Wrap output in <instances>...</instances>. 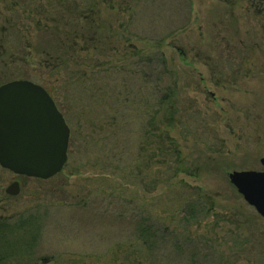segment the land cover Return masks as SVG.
<instances>
[{
    "label": "rangeland",
    "instance_id": "rangeland-1",
    "mask_svg": "<svg viewBox=\"0 0 264 264\" xmlns=\"http://www.w3.org/2000/svg\"><path fill=\"white\" fill-rule=\"evenodd\" d=\"M262 1L0 0V85L43 86L71 129L53 178L0 167V219L36 236L0 239V264H264V218L229 180L264 170ZM67 5L94 6L102 38L62 47L46 29Z\"/></svg>",
    "mask_w": 264,
    "mask_h": 264
},
{
    "label": "water",
    "instance_id": "water-1",
    "mask_svg": "<svg viewBox=\"0 0 264 264\" xmlns=\"http://www.w3.org/2000/svg\"><path fill=\"white\" fill-rule=\"evenodd\" d=\"M71 129L50 93L30 80L0 85V167L17 176L48 180L68 161ZM264 166V158L260 159ZM231 184L264 218V170L233 171ZM20 183L5 192L17 196Z\"/></svg>",
    "mask_w": 264,
    "mask_h": 264
},
{
    "label": "trees",
    "instance_id": "trees-1",
    "mask_svg": "<svg viewBox=\"0 0 264 264\" xmlns=\"http://www.w3.org/2000/svg\"><path fill=\"white\" fill-rule=\"evenodd\" d=\"M24 4L28 3L29 2H33L34 0H21ZM262 1V0H261ZM263 2V1H262ZM66 3H64L65 5ZM27 7V6H26ZM97 7V5H96ZM96 8H94V6H91V10H89V13L90 14L89 16L84 13H81V14H76L75 11V7L74 9H70V6L67 5L65 7V11H64V14L63 15H59L60 16V19H61V22H64V27L66 28H62L60 30V27H61V24L57 25L56 26V21L53 20L54 25H52V27L48 30L46 29L47 31H51V29L55 30L56 32L55 33H52L54 34V36L58 39H59V42L62 43L61 46L62 47H67V49H70L72 47V45H69L67 46V42H64V37L63 35L66 36V38H69L71 36V38L73 39L74 36H77V32L80 31V34H79V38H80V35H81V38H84L85 35L87 33H90V31L92 32V34L97 38L98 36V39L102 38L98 32L102 31V29L104 28V24L102 22H97L96 21V15L98 14L97 10H95ZM85 15V16H84ZM83 16V17H82ZM81 17V20L82 21H85L86 22V25H80L78 24L74 19H76L78 21V18ZM94 22V23H93ZM68 28V29H67ZM77 29L79 28L80 30H74V33L72 32L73 29ZM59 34V35H58ZM91 35V34H90ZM92 37V36H91ZM93 38V37H92ZM56 46V44H55ZM58 48H55L56 50L58 49L59 52H61V49H64V48H61V46L57 45ZM56 46V47H57ZM45 49V48H44ZM40 51V50H39ZM38 51V52H39ZM44 53L45 52H48L46 49L45 50H42ZM54 52V50H52ZM64 52V55H62V58H65L69 52L66 50V51H63ZM46 54H50V53H46ZM158 88V90L156 91L157 93L160 92V88L159 86L156 87ZM47 90V89H46ZM48 91V90H47ZM49 92V91H48ZM51 95V94H50ZM52 96V95H51ZM54 99V98H53ZM167 99L166 98H162L159 99L158 101V106H162L164 104V102H166ZM198 206V205H197ZM198 208V207H197ZM201 210V209H200ZM194 211V209H193ZM193 217V215L191 216ZM17 229V231H16ZM26 231L27 236H29V238H21V239H18V241L21 243L20 245H23V246H26L28 247L31 242L30 239H34L35 240V235H33L30 231H28V224L24 223V224H19L18 223V226H14L13 224H10V223H5V220L4 219H0V239H3V238H7L8 235H17V236H22L24 234V232ZM141 234H142V239H144V241L147 243V242H151L150 244L153 245V227L150 226L149 228L148 227H143L141 229ZM4 260H8V257L5 255H2V257H0V263ZM8 264H10L8 262Z\"/></svg>",
    "mask_w": 264,
    "mask_h": 264
}]
</instances>
